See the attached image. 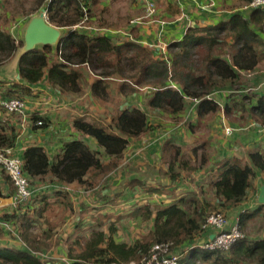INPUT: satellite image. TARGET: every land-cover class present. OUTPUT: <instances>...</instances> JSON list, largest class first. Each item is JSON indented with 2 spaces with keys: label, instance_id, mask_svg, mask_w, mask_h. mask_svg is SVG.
<instances>
[{
  "label": "trees",
  "instance_id": "trees-1",
  "mask_svg": "<svg viewBox=\"0 0 264 264\" xmlns=\"http://www.w3.org/2000/svg\"><path fill=\"white\" fill-rule=\"evenodd\" d=\"M92 1L35 0L36 7L32 13L43 7L48 21L62 27L64 32L55 47L44 45L21 56L17 64L19 80L0 78V102L11 98L23 101L38 99L44 86L65 96L81 95L90 89V96L98 102L112 93L126 99L129 95L141 93L144 88L148 93L146 109L135 104L118 107L121 100L109 99L108 102L114 105L110 111V123L104 124L95 119L88 121L84 116L74 117L72 127L84 138L63 141L53 157L43 146H26L20 156L22 173L35 191L18 209L6 207L1 210L0 218L11 223L12 230L18 232L25 244L39 251L46 250L51 247L55 234L54 226L45 213L51 204L48 197L62 199L71 210L68 192L61 185L93 186L94 190L105 191L109 186L105 178L108 174L113 173L116 177L119 172H127L130 176L122 180V184L130 190L128 192L136 187L144 189V193L141 191L144 201L138 203L134 200L126 206L122 202L116 204L126 209L124 214L141 222L148 221L150 228L132 243L114 239V223L106 229H93L88 237L77 238L70 245L68 264H128L131 261L140 264L141 257L148 254L152 243L168 240L174 242L172 251L178 252L177 246L180 245L185 247L177 264H264V237L251 239L245 234L225 252L188 247L202 233L207 209L220 212L245 202L254 178L258 173H264V150L251 149L247 153V162L230 156L214 164L203 183L213 190L214 201L206 197L200 201L187 197L185 193L172 195L166 191L165 184L156 181L155 175L170 183L181 181L189 174L185 170L191 172L197 168L186 159H178L181 147L174 144L170 137L165 138L161 148V153L172 149L170 160L161 162L166 164L165 169L163 166L153 169L146 164L149 173L143 171L144 177L141 178V167L138 165L132 166L127 162L120 165L130 140L148 136L161 127V123L151 121L149 111L176 123L182 118L186 98L195 100L197 118L219 109V104L210 96L211 91L220 86L235 87L240 83L242 72L254 69L259 63L262 56L259 49L264 47L261 37L264 34V8H241L215 24L188 27L181 38L169 41L165 53L155 55L153 47L147 46L137 34L133 37L125 34L126 37L119 41V37H114L108 30H104L105 33L85 30L81 25L85 18L83 10ZM249 1L241 0L239 5L243 7ZM203 4L206 2L202 1ZM0 8L5 9V6L0 5ZM27 20L19 26L22 27ZM12 28L6 20L1 21L0 14V64L10 60L22 45L18 29L12 31ZM226 47L230 48L227 57L224 56ZM202 50L204 55L200 57ZM235 95L227 96L229 101L223 106L226 115L231 114L232 109H243L244 100L249 99L236 95L239 97L236 100ZM0 110L8 115L16 113L5 111L1 104ZM25 110L28 113L27 107ZM249 110L254 119L264 125V96L256 98ZM38 112L33 110L27 119L33 129H44L50 125L52 117ZM6 119L0 117V147H11L13 154L19 156L15 146L17 133L11 128L6 131ZM38 121H41L39 125ZM188 127L193 128V125L188 124ZM206 160L203 151L198 167H204ZM46 178L50 179L45 181ZM99 181L104 182L100 187ZM152 181L154 184H151ZM203 184L200 187L203 188ZM73 193L80 196L77 190ZM150 197L158 199L156 202L148 201ZM37 201H40L39 204L34 206ZM262 209L264 204L260 203L254 209L241 211L239 208L237 217L241 228L244 230L247 222ZM41 219L48 224L42 228L41 238H38L31 230L42 222ZM97 225H101L100 222ZM12 230L8 231V236L18 239ZM2 233L0 228V235ZM44 240L49 243L44 244ZM12 243H0V264H43L39 255Z\"/></svg>",
  "mask_w": 264,
  "mask_h": 264
},
{
  "label": "crops",
  "instance_id": "crops-1",
  "mask_svg": "<svg viewBox=\"0 0 264 264\" xmlns=\"http://www.w3.org/2000/svg\"><path fill=\"white\" fill-rule=\"evenodd\" d=\"M141 2V6L143 8V0H139ZM157 8V17L162 18V21H157L156 17L146 19L143 22L135 23L139 31V35L137 37L139 39L147 40L146 42H160L161 45L157 44L156 49L153 48V51L156 53H165L166 45L169 41L174 39H179L186 31L188 27L193 26H206L212 25L217 23L222 19H227L231 13L236 11L237 9H241L242 5H232L235 4L233 0H229L227 3H224L225 0H217L218 4L214 5L211 8L205 10L201 5V2L205 0H154ZM215 1V0H214ZM241 1V0H240ZM223 2V5H220ZM220 3V4H219ZM227 4V5H225ZM162 5V6H160ZM20 29V36H21ZM109 32L114 31V29H106ZM121 35H125L126 33L123 30L117 31ZM124 38V36H122ZM264 40V34L261 36ZM144 42V43H146ZM156 45V44H155ZM262 54L260 57L259 63L255 65L254 69L246 71L245 74L242 72L240 76V83L245 82L246 84H250V87L253 89H258L257 94L258 96L254 97L253 99L258 98L259 96L264 95V50L262 48L259 49ZM9 61V60H8ZM7 61V62H8ZM6 62V63H7ZM260 64V65H259ZM262 64V65H261ZM2 66V65H1ZM0 78H4L5 80L12 81V80H19L17 76V69L16 72L12 73L11 75H1ZM38 85V84H37ZM39 86V85H38ZM37 86V88H38ZM40 90L43 93H39L38 99L25 101L28 113L25 115L13 113V114H6L0 110V117L6 119L7 127L5 128L6 131H9L11 128L17 133L16 135V143L15 146L17 147L18 155L21 156L22 150L28 145H40L43 146L50 157H53L59 151V148L63 141L70 139V138H84L83 135L76 132L75 129L72 127V119L76 116H84L86 120L92 121L93 119L99 120L100 122H104V124L110 123V111L113 108V104L107 102L100 103V101H96L90 96V89H86L83 94L77 96H65L60 95L57 92L49 90L46 86L41 88ZM230 93H234L233 88L230 85L220 86L214 88L210 96L215 99V101L219 104V109L214 113H208L201 118H197L196 113V102L190 98H186L187 101L186 108L183 112L182 118L179 122L173 123L163 118L162 116H157L154 111H149L152 115L151 121L154 123H161V127L157 128L155 131L148 134V136H144L137 139L130 140V145L125 151L122 156V161L120 159V165L124 164L125 162L129 163L132 166L138 165L141 167L140 173L147 170L148 164L153 169H158L159 167L163 166V169L166 168V164L162 165L161 162L166 163L170 160L172 149H166L165 152L161 153L162 144L166 137H170L176 145L183 146V144L194 143L189 148H196V151H199L197 147L200 145L202 146L203 151L207 154V162L208 164H212L213 162H218L224 158L230 156H236L241 158L243 162H247V153L254 148H260L264 150V125H261L259 121L255 120L252 116L251 111L249 110L250 107L255 103L256 100H244V108H236L232 109L231 114L226 115L223 111V106L225 102L229 101L227 97ZM51 94H54V98ZM262 94V95H261ZM50 95V96H49ZM49 97V99H48ZM74 97V98H73ZM53 98V101H52ZM72 98L74 100H79L80 105L75 103L76 107H80L83 111L82 113H74L69 112L64 108V104L73 107ZM148 98V93L146 89H142L141 93H135L129 95L126 99H121V102L118 103V107H123L129 104H135L141 109H146L145 102ZM234 99L239 100V97L236 95ZM253 100V101H252ZM52 101V102H51ZM116 102V101H115ZM54 104L52 108L50 104ZM78 103V102H77ZM40 104V105H38ZM56 107V108H55ZM64 109V110H63ZM71 109V108H70ZM33 110L39 111L40 115L51 116V123L44 129L37 128L33 129L31 126L30 121L27 119L29 113H33ZM104 110L106 112H104ZM52 113V115L50 114ZM65 113V114H64ZM93 113L95 116H93ZM150 116V117H151ZM105 117V118H103ZM3 120V119H2ZM188 124L193 125V128H189ZM186 148V147H184ZM194 148L190 154L189 150L188 155L190 154L193 157ZM241 150H243L241 152ZM202 151V152H203ZM210 167V165H209ZM208 168H205L207 171ZM204 168V167H203ZM152 169V170H153ZM212 169V167L210 168ZM199 171L198 173H201ZM209 172H206L207 175ZM121 178L119 179L120 182L122 180L128 179L129 174L127 172L122 173L119 172ZM196 174V172H195ZM195 174H193L195 176ZM203 175L200 179L195 178L194 183H198V181L205 180L206 176ZM117 177V176H116ZM114 177L113 173L108 174L105 178H107V183L109 186L111 183H114L113 180L116 178ZM141 178L144 177L142 173ZM149 178H152L149 176ZM166 181V180H165ZM168 181V180H167ZM101 182V181H99ZM253 187L248 191L246 196V200L244 203L240 204L238 207H228L227 208V215L228 220L230 223L234 220L235 217L238 216V209L240 208L241 211L246 209H254L259 204L258 196L259 190L261 185L264 184V173H258L253 180ZM102 183L99 185L101 186ZM169 184L170 189L175 188L174 184L176 185L175 193L182 194L183 192L180 191V188L176 184V181L167 182ZM203 183H198V188L203 189V193H201L202 197H206V199H212L214 201V192L211 188H209L208 184H203V188L200 187ZM190 186V185H189ZM187 189H191V187H186ZM0 189L3 193L0 195V211L6 207H11L10 203V193L13 191L12 184L8 181V177L5 176V173L2 172L0 168ZM77 190L80 193V196H76L73 192ZM84 190L77 184L69 185L68 196L69 200L72 203V209L75 202L79 199H84L85 193ZM184 194V193H183ZM115 195L114 193L111 195ZM137 196L135 199L133 196ZM94 201H83L84 204H88V209L95 210L96 208H104L108 210V207L113 209L115 206H120L116 204L117 202H122L124 206L128 203L135 200L138 203L140 202L141 198H139V194L135 191L132 192H125L123 195H119L116 198L107 197V199H98L97 196H94ZM50 202H62L61 200L57 201V198H49ZM66 200V201H67ZM102 200V201H101ZM105 200H109L110 202L107 203ZM114 200V202H112ZM82 201V200H80ZM79 202V201H78ZM142 202V201H141ZM65 205V204H64ZM37 206V205H35ZM68 210L69 205H66ZM50 207V206H49ZM75 208V207H74ZM13 209V208H12ZM64 212L67 210L63 209ZM80 213L83 210H79ZM264 212V209L259 211L258 214ZM47 214V213H46ZM83 215V214H82ZM96 216V213H93ZM226 215V216H227ZM60 217L61 215H57ZM256 217V216H255ZM71 216L69 220L71 221ZM67 220V221H69ZM249 222V221H248ZM5 223V224H4ZM9 222L4 221L0 218V228L2 229L3 233L0 235V243L1 245L6 242L9 244H13L15 242L17 246L20 248L23 247L21 242H19V234L18 232L12 230V225L10 226ZM55 225V224H53ZM63 225V224H62ZM72 225H75V228L84 226V221L80 222L79 220ZM247 225V224H246ZM60 228V227H59ZM55 229L54 236H57V230ZM92 230L95 227H91ZM12 232L18 236V239H13L11 236H8V231ZM40 229L38 226L36 230H31L32 232L39 231ZM257 230V229H256ZM246 230H244L245 232ZM41 232V230H40ZM213 232L212 230L208 231ZM258 232V231H257ZM261 235L264 236V229H260ZM91 233V232H90ZM89 233V234H90ZM255 232L249 231V227L247 228V236L249 238H256ZM117 234V233H116ZM116 234H114V239L117 242H120L116 238ZM246 234V233H245ZM211 235V234H210ZM53 236V237H54ZM89 236V235H88ZM206 236V233L202 232L198 237L194 239H202ZM261 236V237H262ZM258 238V237H257ZM23 242V240H21ZM25 242V241H24ZM27 244V243H26ZM25 244V245H26ZM28 245V244H27ZM26 245V246H27ZM28 247H30L28 245ZM53 249H51L52 253ZM50 253L49 258H52L53 255ZM68 259V258H67ZM46 260H43V262Z\"/></svg>",
  "mask_w": 264,
  "mask_h": 264
},
{
  "label": "rangeland",
  "instance_id": "rangeland-1",
  "mask_svg": "<svg viewBox=\"0 0 264 264\" xmlns=\"http://www.w3.org/2000/svg\"><path fill=\"white\" fill-rule=\"evenodd\" d=\"M227 1H229V0H225L224 3L228 4L229 2H227ZM233 1L235 4H232V5H238V3L240 2V0H233ZM205 2H206V4H203V5H217L218 4L217 0H215V1L214 0H205ZM224 3L221 2V4L220 3L219 4L223 5ZM227 4H225V5H227ZM0 5L5 6V9L0 8L1 21L6 20L8 25H10V28L13 27L12 31H15V29L16 30L18 29L19 35H20L19 28L21 29L24 26V24L22 25V27H20L19 25H21L22 22L26 18H29L31 15L36 14L41 8H43V7H40L39 9H37V11L35 13H32L33 8L36 7L35 0H0ZM141 5L142 4L139 0H93L92 3L88 2L87 7L84 8V10H83L85 12V18L83 20V23H81V25L88 32L96 30V32L105 33L106 31H104V30L112 28V29H114V31H110V33L113 34L114 37L115 36L119 37V39H118L119 41H121V39H123L122 36H124V35H120L117 32L119 30H123L126 33V35H129V37H133V36H135V34L139 35V31L136 30L135 26H132V25L137 23V22H143L147 19V17L144 16L145 10L142 8ZM160 6H162V5H160ZM157 8H158V6L156 7L155 13H157ZM203 8L205 10L209 9L211 11L210 6L203 7ZM155 17H156L157 21L163 20V19L161 20L160 17H157V16H155ZM148 19H150V17ZM124 37H126V36H124ZM146 41L147 40H144V42H146ZM157 44L161 45L160 42H157V43L146 42L147 46H150V47L152 46L155 49H156V46H158ZM224 49H225L224 56L227 57V52H229L228 50H230V48L226 47ZM262 50H264V47H262ZM203 55H204V51L202 50V51H200V57ZM262 63L264 65V62H262ZM5 64H6V62L1 63L0 69ZM245 73L246 72H244L243 74H245ZM0 74L3 75L1 70H0ZM248 87H250V84H246L245 82L237 83L235 85V87H232L234 90V93H230V94H236L238 96L243 95V96L248 97L249 100L258 96V94H257L258 89H253V88L247 89ZM51 95L54 98V94H51ZM76 96L78 97L79 95L76 94ZM53 98H52V101H53ZM73 98H72L73 107L68 106L67 104L66 105L64 104V108L67 110H70L69 112L74 111L75 113H82L83 111L81 110V108L80 107L78 108L75 106V103L80 105V101L74 100ZM48 99H49V97H48ZM109 99L121 100L123 98L122 97L120 98V95L118 93H112L107 98L99 100V101H100V103L106 104ZM253 100H256V99H253ZM50 105L52 108H54L53 103ZM93 116H95L94 113H93ZM173 143L175 144L174 141H173ZM193 144L194 143L183 144L184 147H186V148H184L183 146H180L181 148H180V154L178 156V159H186V160H188V162L192 166H196L197 168L194 171H191V169H189V171H191V172H188L185 170V172L189 173V174L186 176L185 179H182L181 181H176V184L178 185V187H182V188H180V191L185 193V195L187 197H195V198L199 199L200 201H202L205 197L203 198L201 196V189L198 188V183L199 182L204 183V180L198 181L197 184L194 183V181H195V178L200 179L203 175L206 174V172H209L211 167L214 168L215 162H213L212 164H208L205 162L206 164H205L204 168L198 167L199 163H200V157H201V153H202L203 149H202V146L199 145L197 147V149L199 151L195 150L193 152V157H191L190 154H192L191 151H192V148H194V147H192V148H189V147L192 146ZM188 150L190 152L189 155L187 152ZM242 151L243 150H241V152ZM206 157H207V154H206ZM121 161H122V159H121ZM209 165H210V167H209ZM208 167H209V170L207 171L205 168H208ZM146 171H147V173H149L148 170H145V172ZM199 171H202V172L198 173ZM195 172H196V174H195ZM193 174H195V176ZM119 175L120 174H118V176L113 180L114 183H111L110 186H108V188L105 191L100 190V189L94 190L92 188L93 186L92 187L89 186L88 188L86 186H81V188L84 190L83 192L85 193L84 199L77 200L75 202V204L73 205V209H71V210H68L67 206L62 204V202H51L50 207H48L45 210V213H47L46 215L49 217L52 224H55V225H53L54 228H59V227L60 228L57 230V233H58L57 236H54L53 239L51 240L52 241L51 247L46 249V250H42V252H45L48 255H50L51 249H53V251L51 253L53 255V257L52 258L48 257V258L44 259L46 261H44L43 264H67V263H69V258L67 256V253H68L70 245L74 244V242L78 240L77 238L82 239L83 237H88L89 233L92 231L91 227H95V229H106L107 227L110 226L111 223H114L115 228H116L115 234L117 233L116 234L117 240L118 241H124L127 243H132L134 241V239L138 238L139 236H141L142 234L147 232V230L150 228L149 222L148 221L147 222H141L137 218H133L131 216H128L127 214H124L126 209L123 208V206H116V207L114 206L113 209L108 207V210H105L103 207L102 208H96L95 210H92V208L88 209L87 208L88 206H86L88 204H84V202H83V201H90V202L94 201L93 199H95L94 196L96 194L98 195L97 196L98 199H107V197L116 198L117 196H119L121 194L123 195V193L127 192V190L130 191L126 186H124L122 184V181L120 182L119 179L121 178V176L119 177ZM154 178L156 179L157 182H159L161 184H165L164 187H165L166 191L171 192L172 195L177 194V193H175V189H176L175 184H174L175 188L170 189L171 187H169V184H167V182H168L167 180L165 181L162 177H158L157 175H155ZM49 179L46 178L44 180L46 181ZM96 180L98 181L99 179H96ZM106 180H107V178H106ZM157 182H155V183L157 184ZM101 183H104V182H101ZM151 184H154V181H152ZM187 186L191 187V189L190 190L187 189L186 188ZM99 187H100V185H99ZM143 190L144 189H142L141 187H136L134 191L136 193H138L139 198H141L142 197L141 191L144 193ZM113 193L115 195L111 196ZM104 195H107V196H104ZM133 197L135 199L137 198L136 195ZM157 199H152L150 197L148 199V201L150 200V201L156 202ZM159 199H160V197H159ZM80 200H82V201H80ZM141 201H144V200L141 199L140 202ZM207 201H209V200H207ZM39 202L40 201L34 202L33 205L34 206L38 205ZM105 202L109 203L110 201L105 200ZM112 202H114V200ZM63 209H65L67 211L64 212ZM79 210H83V212L80 213ZM207 210H208L207 214L215 211L214 209H210V208ZM224 211L227 213L225 208L221 209L220 212L227 215ZM93 213H96V216L93 215ZM59 214L61 215V220H59L60 217L57 216ZM70 216L72 217L71 221L69 220ZM227 217H228V215H227ZM67 220H69V221H67ZM78 220L80 222L84 221V226L80 227V225H79L78 228H75V225H72V223H74V222L77 223ZM41 221L42 222H40L37 225L40 230H42V228L46 227L48 224L45 219H44V221L41 219ZM98 222H100L101 225H97ZM36 227H34L33 230H36ZM248 227H249V231H252V232L256 231V233H255L256 238L257 237L260 238L262 235H261V232H259V230L264 229V212H262L261 214H257L256 217L252 218L249 222H247V225L245 226V229H244V230H246L245 231L246 235H247V228ZM40 230L36 231V232H32V233L34 235H36L38 238H41L40 237ZM262 237H264V236H262ZM256 238H252V239H256ZM44 242H45L44 244H46V245L49 243L48 241H45V240H44ZM193 242H194V240L191 243H193ZM177 247H178V249H177L178 252L185 250V247L183 245H180V247L179 246H177ZM188 247H186V249H188ZM31 249L38 250L37 248H32V247H31ZM197 264H208V262H198Z\"/></svg>",
  "mask_w": 264,
  "mask_h": 264
},
{
  "label": "built area",
  "instance_id": "built-area-1",
  "mask_svg": "<svg viewBox=\"0 0 264 264\" xmlns=\"http://www.w3.org/2000/svg\"><path fill=\"white\" fill-rule=\"evenodd\" d=\"M207 5L203 6L206 7ZM144 16L152 18L156 12V4L154 0H143ZM244 10H251L254 8H264V0H250L242 7ZM250 89V88H247ZM2 108L7 112H16L25 115L26 102L18 99H3L0 102ZM41 121H38V125ZM14 150L11 147H0V168L7 175L8 181L13 186V191L10 193L9 205L13 209H18L21 204L26 203L35 189H31L27 178L22 173L23 161L20 156L13 154ZM56 185V184H55ZM59 186V185H56ZM63 189L69 191V186L61 185ZM5 224V223H4ZM212 230L213 232H208ZM202 232L206 236L202 239H196L191 246H198L204 250L228 251L230 247L240 238L245 236L244 230L238 222V217H235L232 223L222 212H211L205 217L202 224ZM210 234H213L211 237ZM23 247L29 250L34 255H39L41 259H46L49 255L45 252L33 250L31 247L25 245L19 239ZM174 246L172 240L163 242H154L151 244L148 254L143 255L140 259V264H177L181 258L182 253L172 251ZM68 264V263H67ZM128 264H136L131 261Z\"/></svg>",
  "mask_w": 264,
  "mask_h": 264
},
{
  "label": "water",
  "instance_id": "water-1",
  "mask_svg": "<svg viewBox=\"0 0 264 264\" xmlns=\"http://www.w3.org/2000/svg\"><path fill=\"white\" fill-rule=\"evenodd\" d=\"M64 29L50 23L46 17L45 9L41 8L36 14L31 15L21 30L22 45L16 50L14 56L1 67L3 75L16 72L21 56L32 49L44 45L55 47ZM258 202L264 204V184L259 190ZM211 237L213 234L210 235Z\"/></svg>",
  "mask_w": 264,
  "mask_h": 264
}]
</instances>
